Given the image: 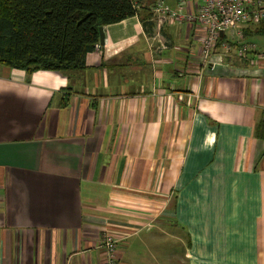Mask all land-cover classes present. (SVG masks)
<instances>
[{
	"label": "crops",
	"instance_id": "0c3cea01",
	"mask_svg": "<svg viewBox=\"0 0 264 264\" xmlns=\"http://www.w3.org/2000/svg\"><path fill=\"white\" fill-rule=\"evenodd\" d=\"M156 1L68 76L0 64V264H264V23L205 65Z\"/></svg>",
	"mask_w": 264,
	"mask_h": 264
},
{
	"label": "trees",
	"instance_id": "16d2710c",
	"mask_svg": "<svg viewBox=\"0 0 264 264\" xmlns=\"http://www.w3.org/2000/svg\"><path fill=\"white\" fill-rule=\"evenodd\" d=\"M135 15L136 0H0V64L68 76L85 68L100 27Z\"/></svg>",
	"mask_w": 264,
	"mask_h": 264
},
{
	"label": "built area",
	"instance_id": "2783aa9c",
	"mask_svg": "<svg viewBox=\"0 0 264 264\" xmlns=\"http://www.w3.org/2000/svg\"><path fill=\"white\" fill-rule=\"evenodd\" d=\"M190 6L189 0H178L176 7L157 0L153 6L154 17L159 26L185 21L198 23L203 30L199 52L205 65L218 55V45L226 34L238 40L237 51L241 55L257 50L254 43L244 41V36L249 27L264 23V0H201L195 11ZM223 45L229 50L228 42ZM120 241L110 233L102 235L100 246L107 253V264H126L118 255Z\"/></svg>",
	"mask_w": 264,
	"mask_h": 264
},
{
	"label": "water",
	"instance_id": "95a60500",
	"mask_svg": "<svg viewBox=\"0 0 264 264\" xmlns=\"http://www.w3.org/2000/svg\"><path fill=\"white\" fill-rule=\"evenodd\" d=\"M100 44L104 43L105 40V36H104V32H103V26L100 27ZM223 35V32L221 33Z\"/></svg>",
	"mask_w": 264,
	"mask_h": 264
}]
</instances>
